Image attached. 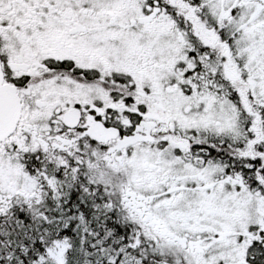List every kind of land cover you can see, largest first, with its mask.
Returning a JSON list of instances; mask_svg holds the SVG:
<instances>
[{
    "label": "snow or ice",
    "instance_id": "1",
    "mask_svg": "<svg viewBox=\"0 0 264 264\" xmlns=\"http://www.w3.org/2000/svg\"><path fill=\"white\" fill-rule=\"evenodd\" d=\"M0 264H264V0H0Z\"/></svg>",
    "mask_w": 264,
    "mask_h": 264
}]
</instances>
